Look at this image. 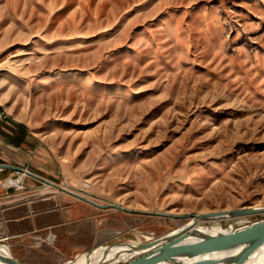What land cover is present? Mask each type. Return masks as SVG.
<instances>
[{
	"label": "rangeland",
	"instance_id": "obj_1",
	"mask_svg": "<svg viewBox=\"0 0 264 264\" xmlns=\"http://www.w3.org/2000/svg\"><path fill=\"white\" fill-rule=\"evenodd\" d=\"M0 105L54 162V186L0 179V243L20 264L190 220L155 213L264 206V0H0Z\"/></svg>",
	"mask_w": 264,
	"mask_h": 264
},
{
	"label": "water",
	"instance_id": "obj_2",
	"mask_svg": "<svg viewBox=\"0 0 264 264\" xmlns=\"http://www.w3.org/2000/svg\"><path fill=\"white\" fill-rule=\"evenodd\" d=\"M16 172L32 176L29 171L22 169H18ZM36 178L54 186L48 180ZM63 191L99 208L113 207L121 211H128L119 205L102 206L66 189ZM155 214L177 219L190 218V220L181 229L171 230L156 239L137 244H126L125 252L136 254H130L129 258L121 260V264H245L250 256L264 244V219L246 223L223 233L210 232L194 236L192 232L196 219L207 222L224 218L235 219L251 215H264V206L182 216ZM121 245L123 242L105 246L110 249ZM0 260L5 264H20L12 256L3 253L0 254Z\"/></svg>",
	"mask_w": 264,
	"mask_h": 264
},
{
	"label": "crops",
	"instance_id": "obj_3",
	"mask_svg": "<svg viewBox=\"0 0 264 264\" xmlns=\"http://www.w3.org/2000/svg\"><path fill=\"white\" fill-rule=\"evenodd\" d=\"M53 165V159L46 150L43 137L34 132L25 121L8 114L6 120L0 125V179L9 175L12 176L17 173L18 169H22L32 174V176L26 174L27 178L41 182L36 177L52 178L55 172ZM66 214L68 217L86 219L92 214V211L86 205H75L74 209ZM86 222L82 223L85 227L84 233L82 232L84 235L80 234L76 237L77 241L73 247L75 250L86 246L91 239L92 225H89V235L87 236ZM65 224L66 221H62L55 226L61 227ZM53 226L51 225V228Z\"/></svg>",
	"mask_w": 264,
	"mask_h": 264
},
{
	"label": "bare ground",
	"instance_id": "obj_4",
	"mask_svg": "<svg viewBox=\"0 0 264 264\" xmlns=\"http://www.w3.org/2000/svg\"><path fill=\"white\" fill-rule=\"evenodd\" d=\"M19 178L17 177L16 179H12L10 181H8L6 184H14L17 185L19 183ZM257 207H261L260 205H255V206H251V207H246V208H257ZM245 208V209H246ZM214 212V211H213ZM212 213V212H209ZM199 214H204L199 213ZM170 215V214H168ZM183 214L177 213L175 214V216H182ZM173 216V215H170ZM173 218V217H170ZM241 218V217H239ZM221 220V219H220ZM222 220H229L228 218H224ZM196 222L194 223V227L192 229L193 235L197 236L199 234H204V233H223L226 231H230V230H224L222 228H220L219 226H212L210 227H206V226H202L201 223H203L204 221L201 220H195ZM218 220H210L208 222H213L216 223ZM189 222V221H188ZM207 223V222H206ZM184 224L181 223L177 228L175 229H181V227ZM174 230V229H172ZM170 232V231H169ZM192 236V237H194ZM145 238V237H144ZM145 241H149L152 238H149L146 236ZM143 241H138V242H123V245L121 246H114L111 247L110 249L108 247H106L105 245H98L93 247L92 249H90L89 251H85L83 253L77 254L75 255L72 259L66 260L63 263L60 264H116L119 261H124L125 259L130 257L131 255H134L136 253L132 252V253H128L125 252V246L126 244H131V243H141ZM6 254L9 256H12L10 249L7 245L1 244L0 243V254ZM0 264H5L0 260ZM245 264H264V244L257 250L255 251L250 258L245 262Z\"/></svg>",
	"mask_w": 264,
	"mask_h": 264
},
{
	"label": "built area",
	"instance_id": "obj_5",
	"mask_svg": "<svg viewBox=\"0 0 264 264\" xmlns=\"http://www.w3.org/2000/svg\"><path fill=\"white\" fill-rule=\"evenodd\" d=\"M7 112L4 110V108L0 105V125H1V123H3L5 120H6V118H7ZM18 173V172H17ZM18 174H21V175H23V176H25V174L24 173H18Z\"/></svg>",
	"mask_w": 264,
	"mask_h": 264
}]
</instances>
